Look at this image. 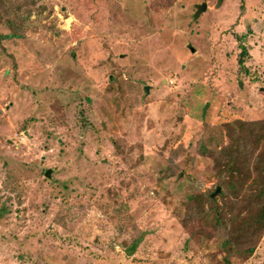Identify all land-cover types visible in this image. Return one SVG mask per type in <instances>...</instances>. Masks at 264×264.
Wrapping results in <instances>:
<instances>
[{"label": "rangeland", "instance_id": "1", "mask_svg": "<svg viewBox=\"0 0 264 264\" xmlns=\"http://www.w3.org/2000/svg\"><path fill=\"white\" fill-rule=\"evenodd\" d=\"M36 6L0 26V264H264L192 220L221 123L264 114V0Z\"/></svg>", "mask_w": 264, "mask_h": 264}, {"label": "trees", "instance_id": "2", "mask_svg": "<svg viewBox=\"0 0 264 264\" xmlns=\"http://www.w3.org/2000/svg\"><path fill=\"white\" fill-rule=\"evenodd\" d=\"M37 1L0 0V26L10 28L7 37L20 34L19 29L34 8L40 12ZM3 37L5 34L0 32V39ZM246 54L242 47L239 63ZM221 124L228 142L207 151L219 191L213 197L212 190L203 193L199 211L192 220L201 231L202 221L210 216L219 235L214 246L226 256L242 261L254 252L253 237L264 231V114L256 120L228 118ZM160 172L161 177H180L170 165Z\"/></svg>", "mask_w": 264, "mask_h": 264}, {"label": "water", "instance_id": "3", "mask_svg": "<svg viewBox=\"0 0 264 264\" xmlns=\"http://www.w3.org/2000/svg\"><path fill=\"white\" fill-rule=\"evenodd\" d=\"M143 89H144V91H145V94H147V93L149 92V86H148V85H145V86L143 87ZM50 171H51L50 168L46 169L44 175H45L46 177H49V175H50ZM218 191H219V187L216 188V190L211 194V196H212V197L215 196V194H216Z\"/></svg>", "mask_w": 264, "mask_h": 264}]
</instances>
